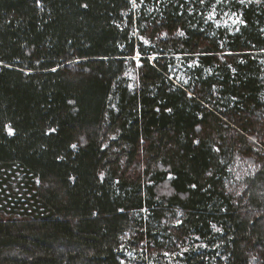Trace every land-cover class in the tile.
<instances>
[{"label": "trees", "instance_id": "trees-1", "mask_svg": "<svg viewBox=\"0 0 264 264\" xmlns=\"http://www.w3.org/2000/svg\"><path fill=\"white\" fill-rule=\"evenodd\" d=\"M135 3L0 0V264H264V0Z\"/></svg>", "mask_w": 264, "mask_h": 264}, {"label": "snow or ice", "instance_id": "snow-or-ice-1", "mask_svg": "<svg viewBox=\"0 0 264 264\" xmlns=\"http://www.w3.org/2000/svg\"><path fill=\"white\" fill-rule=\"evenodd\" d=\"M201 2H203V0H201ZM219 2H221V0H217V3H219ZM241 2H243V0H241ZM132 3H133V7L138 6V5H136L135 0H132ZM211 18H212V14L209 15V19H211ZM239 22L242 23V21H239ZM233 23H237V20H234ZM179 35H183V33L181 32V33H179ZM145 43H147V41H145ZM9 134H12V130L10 128H9ZM72 147L75 148L76 146L73 145Z\"/></svg>", "mask_w": 264, "mask_h": 264}]
</instances>
